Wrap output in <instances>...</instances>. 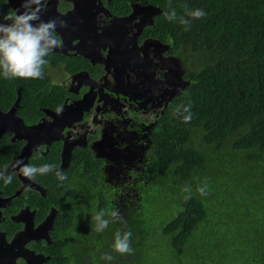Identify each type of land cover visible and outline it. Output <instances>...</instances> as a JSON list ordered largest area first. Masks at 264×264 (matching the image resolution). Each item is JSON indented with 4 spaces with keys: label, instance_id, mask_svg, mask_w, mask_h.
Listing matches in <instances>:
<instances>
[{
    "label": "flooded vegetation",
    "instance_id": "af4514ba",
    "mask_svg": "<svg viewBox=\"0 0 264 264\" xmlns=\"http://www.w3.org/2000/svg\"><path fill=\"white\" fill-rule=\"evenodd\" d=\"M12 1L0 5V22L24 11L26 0ZM41 8V20L66 25L44 78L0 76V171L15 173L10 184L0 180V264H60L54 254L70 247L57 239L58 220L88 219L98 188L125 218L129 205H140L163 120L189 86L185 56L161 29L156 5L43 0ZM83 158L96 172L89 190ZM17 161L55 167L30 180Z\"/></svg>",
    "mask_w": 264,
    "mask_h": 264
},
{
    "label": "trees",
    "instance_id": "16d2710c",
    "mask_svg": "<svg viewBox=\"0 0 264 264\" xmlns=\"http://www.w3.org/2000/svg\"><path fill=\"white\" fill-rule=\"evenodd\" d=\"M144 1L162 10L160 27L172 32L185 56L189 86L163 120L156 159L147 171L150 191H144L141 204L129 205L126 218L119 211L122 220L97 233L92 216L117 210L98 188L88 219L73 213L58 220L57 239L70 248L54 259L60 264H264V0ZM0 5L6 6L5 0ZM184 5L205 12L199 19L185 17L188 30L166 15L175 10L184 16ZM189 103L192 119L184 122L186 113L175 110ZM81 164L83 189L89 190L96 172L89 159ZM208 175L231 184L239 211L217 214L205 206L212 195L203 198L197 189ZM212 197L221 203L220 195ZM156 200L180 210L150 233L144 212ZM117 230L131 231L132 254L112 251ZM105 254L114 259L104 260Z\"/></svg>",
    "mask_w": 264,
    "mask_h": 264
},
{
    "label": "clouds",
    "instance_id": "9594fccd",
    "mask_svg": "<svg viewBox=\"0 0 264 264\" xmlns=\"http://www.w3.org/2000/svg\"><path fill=\"white\" fill-rule=\"evenodd\" d=\"M43 0H26L23 4L24 11L19 14H10L4 17L5 21L0 22V76L5 79H43L45 68L49 64L48 57L55 49L61 47V40L58 35V27H65L62 22L58 24L55 19L49 21L41 20V4ZM184 16L177 17L175 10L170 14H166L169 20H178L185 25L188 30L190 20L202 18L205 12L202 9L189 10L187 5ZM183 109V121L189 122L192 119L190 112L191 103L187 106H178L175 110L176 114H181ZM57 111H60L59 109ZM19 173L26 178L35 179L37 174H47L54 169V165L45 164L40 167L32 165H23L22 161L16 162ZM15 173H9L8 169L0 171V180L5 184H10ZM59 180L64 181L67 177L62 172H56ZM185 191L190 189L185 188ZM202 195L206 194V188L199 187L197 189ZM188 197H186L187 199ZM107 217V218H105ZM94 221V230L97 233L103 232L110 223L122 220L118 210L105 212L103 210L92 216ZM131 231L121 232L117 230L114 237L112 251L119 255L132 254L131 247ZM106 261H112L113 255L105 254L102 257Z\"/></svg>",
    "mask_w": 264,
    "mask_h": 264
},
{
    "label": "rangeland",
    "instance_id": "374dc122",
    "mask_svg": "<svg viewBox=\"0 0 264 264\" xmlns=\"http://www.w3.org/2000/svg\"><path fill=\"white\" fill-rule=\"evenodd\" d=\"M200 185L201 187L206 188V194L202 195L200 193L203 198H208L211 195L214 197L221 196V203H219L217 198L211 196V199L205 204L206 207L210 205L208 208H211L212 210L215 209L217 214L219 212L222 214V212L227 210L233 213L237 210L239 211V209L234 211L236 203L232 202L230 197V191L232 188L230 183H226L224 179L218 180L214 176L208 175L200 181ZM146 191L149 192L150 189H147ZM192 192L196 193V190L194 189ZM176 193L180 198L183 192L178 190ZM148 195L149 202H151V193ZM154 203L155 206L152 203L149 205V208L145 206L146 209L144 212V215H146L144 227H147L150 233H153L158 226H162V224L170 218L174 216L176 217L180 210V207L175 206L172 202L171 204H168V202L165 204L164 202L160 203V200H156ZM158 248H162V246L159 245Z\"/></svg>",
    "mask_w": 264,
    "mask_h": 264
},
{
    "label": "water",
    "instance_id": "95a60500",
    "mask_svg": "<svg viewBox=\"0 0 264 264\" xmlns=\"http://www.w3.org/2000/svg\"><path fill=\"white\" fill-rule=\"evenodd\" d=\"M8 2H9V4H10L11 6L13 5V1H12V0H8ZM79 4H80V5H79ZM79 4H78V6H82V7H84V3H83V2L79 1ZM75 6H77V4H76ZM187 85H188V83L185 82V84H183V87H182V88H185ZM12 245H13V244H12Z\"/></svg>",
    "mask_w": 264,
    "mask_h": 264
}]
</instances>
